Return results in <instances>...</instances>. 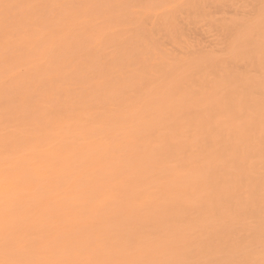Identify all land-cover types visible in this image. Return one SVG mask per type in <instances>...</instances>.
I'll return each mask as SVG.
<instances>
[{"label":"rangeland","instance_id":"obj_1","mask_svg":"<svg viewBox=\"0 0 264 264\" xmlns=\"http://www.w3.org/2000/svg\"><path fill=\"white\" fill-rule=\"evenodd\" d=\"M0 264H264V0H0Z\"/></svg>","mask_w":264,"mask_h":264}]
</instances>
